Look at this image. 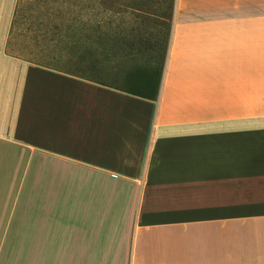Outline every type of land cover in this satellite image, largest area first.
<instances>
[{"label":"crops","instance_id":"crops-1","mask_svg":"<svg viewBox=\"0 0 264 264\" xmlns=\"http://www.w3.org/2000/svg\"><path fill=\"white\" fill-rule=\"evenodd\" d=\"M155 7L0 0V264H264V0Z\"/></svg>","mask_w":264,"mask_h":264},{"label":"rangeland","instance_id":"rangeland-1","mask_svg":"<svg viewBox=\"0 0 264 264\" xmlns=\"http://www.w3.org/2000/svg\"><path fill=\"white\" fill-rule=\"evenodd\" d=\"M107 1H115V0H107ZM156 2V7H155V12L156 14H162L165 12L166 14L168 13L169 6L171 3H173V0H155ZM113 10H126V8H120V7H111Z\"/></svg>","mask_w":264,"mask_h":264}]
</instances>
